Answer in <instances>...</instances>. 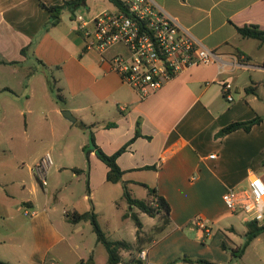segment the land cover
Segmentation results:
<instances>
[{
	"label": "crops",
	"instance_id": "1",
	"mask_svg": "<svg viewBox=\"0 0 264 264\" xmlns=\"http://www.w3.org/2000/svg\"><path fill=\"white\" fill-rule=\"evenodd\" d=\"M62 1L0 0V65L15 70L28 63V75L38 71L45 79L37 96L29 83L24 85L22 103L8 86L0 84V125L14 122L17 116L25 123L19 132L8 131V143L6 134L0 131V260L10 264H67L63 254L73 253L75 260L71 263L93 264L92 256L84 260L74 250L82 244L89 223H70L65 212L89 209L83 202L89 204L95 189L107 187V167L92 151L87 168L85 158L82 164L72 162L64 156L66 148L62 146V155L51 158L45 185L37 182L32 167L41 154H36V144L29 143L27 125L40 123L39 116L48 103L49 125L57 124L60 136L71 128L59 117L60 109H66L73 122L90 126L95 144L106 154L128 143L115 158L122 170L121 179L128 186L142 183L154 187L168 203L164 224L160 217L148 216L155 221L145 225L141 220L144 213H138L139 239L143 241L139 250H144V258H138V252L132 255L131 251H121L120 264L132 258L141 264H199L177 259L181 255L229 264L230 257L219 243L240 245L246 221L224 205L221 194L226 188L245 187L251 175L264 181V61L257 62L253 57L254 50L264 44L256 40L249 43L237 34L235 26L256 24L264 28V0H149L217 58L178 70L142 98L111 68L110 58L123 54V46L116 44L102 51L86 48L76 19L79 15L88 25L93 16L116 11V7L108 0H85L72 16L62 10L59 22L48 26L49 12L39 3L55 5ZM23 47H27L24 55L20 54ZM37 60L56 79L62 97L60 107L54 99L49 101L45 70ZM223 83L230 85V101L223 98ZM246 87L250 89L245 91ZM256 115L261 120L249 131L236 129L214 136L229 122ZM80 128L83 138L76 147L83 154L81 147L87 143L89 128ZM40 141H46L43 135L38 136ZM28 156L32 160L24 163ZM7 159L10 164L14 162L6 165ZM142 170L149 173L133 175ZM81 174L86 177L84 191L73 190L69 198L54 194ZM196 219L202 221L207 232ZM76 235L78 243L73 247ZM263 235L264 231L260 232L245 247L241 255L244 264H251L244 260L250 252L256 256V264H264L263 246L255 243ZM134 242L135 235L130 243L134 246ZM84 251L89 253V248ZM105 258L104 251L107 264Z\"/></svg>",
	"mask_w": 264,
	"mask_h": 264
},
{
	"label": "built area",
	"instance_id": "2",
	"mask_svg": "<svg viewBox=\"0 0 264 264\" xmlns=\"http://www.w3.org/2000/svg\"><path fill=\"white\" fill-rule=\"evenodd\" d=\"M128 13L103 11L93 16L86 25L79 15L80 29L85 47L102 51L120 44L123 54L110 58L111 68L139 95L145 97L158 89L178 70L194 63H208L217 54L196 43L170 16L159 10L149 0H127ZM230 85L222 84L223 98L231 100ZM209 157H213L210 154ZM51 165L48 153L41 155L32 167L40 185L46 183V173ZM224 205L232 212H241L245 221L261 223L264 220V182L251 175L243 188H226L221 194ZM198 226L207 232L202 221ZM139 250L138 258H144Z\"/></svg>",
	"mask_w": 264,
	"mask_h": 264
},
{
	"label": "rangeland",
	"instance_id": "3",
	"mask_svg": "<svg viewBox=\"0 0 264 264\" xmlns=\"http://www.w3.org/2000/svg\"><path fill=\"white\" fill-rule=\"evenodd\" d=\"M248 41H251L249 43H256L255 40L249 39ZM253 57L257 62H262L264 61V46H262L259 49L254 50L253 52ZM29 64L25 63L20 66V69L15 68V70L12 69L11 66H3L0 65V84L8 86L15 94V98L17 99L18 103H22L21 99V94L24 92V85L25 84H30L33 87V90L35 91V94L39 92V90L45 85V79L44 76L41 72H32L28 75L30 68ZM47 91V90H46ZM49 93V94H48ZM47 94L49 95V101H52V95L50 92L47 91ZM37 96V94H36ZM36 104V100L34 101ZM39 103V102H37ZM61 103H57V106L60 107ZM48 107L49 104L47 103L45 106V110L42 111L40 114V123H28V131L29 135L31 136L29 139V143L36 144V154H41L43 155L44 153H48L50 158L58 157L60 156V153L62 155L61 150L59 149L62 146H65L66 148V158L72 162H80L79 164L83 163V154L79 152L77 149V143L83 138V135L81 134V128L78 124V122H73L70 121L69 119L63 117L61 114H59L61 117L60 119L64 121L68 125L69 130L65 133V135L60 136L61 128L57 126V124L53 123V125H49V113H48ZM47 110V112H46ZM62 110V109H60ZM8 116V114H7ZM16 117L15 115H12L11 118ZM17 120L14 122H9L5 124H1V130L3 134L5 135V142L8 143L9 140L7 137L8 131H15L16 132L20 131L21 129H24L25 123L23 118L20 116H17ZM46 117L45 119H42ZM43 135L44 139L46 140L44 143L43 142H38V136ZM2 137V136H1ZM52 140L53 144L51 147H49L48 143ZM3 140L0 139V142ZM2 147H0V153L2 152ZM32 160L31 156L24 157L23 162L24 163H30ZM11 160L7 159L5 164L6 165H11L10 164ZM73 165L76 166V163H72ZM146 173H149V171L142 170L136 173H133L134 176H142L145 175ZM132 175V174H131ZM48 178V174H46V179ZM75 182H71V184L67 185L65 189L61 190L60 192L58 191H53L55 195L58 197L64 196L65 198H69L70 194L75 190L76 192L78 190L84 191L85 190V185H86V177L81 174L78 176ZM264 182V181H263ZM107 187L105 186L104 188H97L95 189V197L93 199H89V204L88 201H84L83 203L85 205H92L93 211L95 212L96 215V220L99 228L101 231L104 233L105 237L107 239H123L127 242L132 241L134 238L133 234V222L132 220L128 217L125 216V212H127L129 209V206L124 202L122 198H120L121 195V187L119 184H113L106 182ZM244 186V185H242ZM129 191L131 193V196L136 197V198H145V190L142 186L139 185H131L128 186ZM107 189V190H106ZM145 196V197H144ZM91 203V204H90ZM62 207V206H61ZM60 207V209H61ZM238 216H243L241 212L237 213ZM234 219V217H233ZM141 220L144 222V224L148 225L154 222L155 220H151L148 216L142 214ZM193 225V224H192ZM88 232L84 231L83 232V242L82 244L76 241L78 239V235L73 240V247L75 244H77V248L75 246V251L78 254H82L83 259L86 260L87 257L92 256L93 257V264H104V251L103 247L95 242V235L93 231L91 230V226L89 224L88 226ZM215 228L211 226V231L215 232ZM156 233L151 234L153 236ZM162 233H159L157 237H159ZM239 237H236L235 240L239 241ZM143 241H139L138 246L136 248L131 249L132 255H135L138 252V249L141 247ZM240 242V241H239ZM258 243L259 245L263 246L264 251V235L260 237V241L255 242ZM89 248V253H85L84 249ZM63 256L66 258L64 261L67 262V264H78V262H73L75 260V256L73 253H64ZM243 259H237L234 257L230 258L229 264H239L240 262L243 263ZM245 261L251 263V264H256V256L250 252L249 257L245 256ZM58 264H63L59 262Z\"/></svg>",
	"mask_w": 264,
	"mask_h": 264
},
{
	"label": "trees",
	"instance_id": "4",
	"mask_svg": "<svg viewBox=\"0 0 264 264\" xmlns=\"http://www.w3.org/2000/svg\"><path fill=\"white\" fill-rule=\"evenodd\" d=\"M112 5L116 7L117 11L122 12L124 15L131 17L130 13H128V6L127 3L123 0H108ZM85 5V0H63L60 4L55 5H44L43 3H39V6L45 8L49 12L47 25H55L59 22V14L62 10H67L69 15L72 16L74 10L79 7ZM235 30L237 34L242 38L253 39L256 40L259 44H264V28H259L256 24H244L241 26H235ZM27 47H23L20 49V54H25ZM38 64L41 66L42 69L45 70V78L47 83V88L51 93L55 102L59 103L62 101V97L59 94V88L55 86L56 79L51 74V72L47 69L46 65L42 63L40 60H37ZM250 89V87H246L245 91ZM261 120L259 116H254L250 119L240 120V121H231L222 127H220L216 133L214 134L215 137H221L233 130L242 129L243 131H249L250 127L253 124L258 123ZM80 126L83 129L89 128L87 130V143L84 144L81 149L83 152V156L86 161V168L88 165V154L89 152H93L94 155L102 161L105 166L107 167L105 173V180L110 183H119L121 187V198L124 202L129 206V210L125 213V216H128L134 225V235H135V242L134 246L130 242H127L123 239H114L109 240L105 237L104 233L101 231L97 224L96 215L93 211L92 205L89 207L88 210L77 212L75 210L66 211L65 218L70 223H75L79 221H87L90 226L91 230L95 235V241L100 243L105 251L106 255V263L107 264H120L121 263V251H131L134 247L138 246L140 241V233H141V222L138 217V213H144L147 216H158L162 219V224L166 223L168 220V211L169 206L167 201L164 199L163 196L157 193L154 187H149L145 184H142L146 188V197L145 198H136L131 196L129 191L127 182L121 179L122 170L118 167L115 162L116 156L122 152L125 148V145L128 143L123 144L118 149L110 154H106L103 152L94 142L92 131L90 130V126L87 127L82 123ZM135 135H138V129L135 128ZM74 171H79L77 168H73ZM86 170V169H85ZM88 190L86 186V191ZM245 231H244V239L240 245L234 247H227L221 241L219 243V247L221 250H224L228 253L229 257H234L237 259L241 258V255L247 246V244L260 232L264 231V223H257L255 221H246L244 223ZM139 250V249H138ZM177 259H182L185 261H194L199 264H218L203 258H189L185 255H181L177 257ZM0 264H10L5 261L0 260ZM48 264V263H43ZM124 264H141L139 259L132 258L131 262L126 260ZM239 264H244L240 262Z\"/></svg>",
	"mask_w": 264,
	"mask_h": 264
},
{
	"label": "water",
	"instance_id": "5",
	"mask_svg": "<svg viewBox=\"0 0 264 264\" xmlns=\"http://www.w3.org/2000/svg\"><path fill=\"white\" fill-rule=\"evenodd\" d=\"M60 114H61L63 117L69 119L70 121H73V120H74V118L71 116V114L69 113V111L66 110V109H62V110H60Z\"/></svg>",
	"mask_w": 264,
	"mask_h": 264
}]
</instances>
